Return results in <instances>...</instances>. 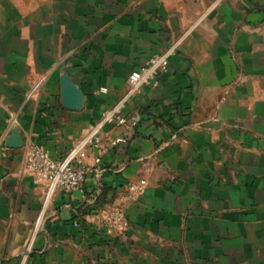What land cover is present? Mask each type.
Segmentation results:
<instances>
[{"label": "crops", "instance_id": "crops-1", "mask_svg": "<svg viewBox=\"0 0 264 264\" xmlns=\"http://www.w3.org/2000/svg\"><path fill=\"white\" fill-rule=\"evenodd\" d=\"M162 53L136 125H102L83 184L44 202L28 148L63 157ZM114 207L128 227L107 235ZM0 264H264V0H0Z\"/></svg>", "mask_w": 264, "mask_h": 264}, {"label": "built area", "instance_id": "built-area-1", "mask_svg": "<svg viewBox=\"0 0 264 264\" xmlns=\"http://www.w3.org/2000/svg\"><path fill=\"white\" fill-rule=\"evenodd\" d=\"M167 68L168 53H162L151 55L142 65L131 70L127 77L128 88L124 96L113 107L102 111L99 123L91 135L70 149L63 157L54 159L46 150L37 145L28 148L24 156V165L32 173L34 183L45 184L44 202L58 189L71 190L79 188L83 184L87 168L74 163L79 149L84 145L98 148L99 138L97 133L102 125H124L129 123L131 126H135L137 119H127L124 113L127 99L136 93L142 85L155 82L158 75L167 71ZM100 90L105 91L104 88ZM125 142V137H117L110 144L115 146ZM94 161L97 163L99 159L96 158ZM144 185V180H140L138 184H129L127 197H136L142 191ZM38 222L39 219L36 221L35 227ZM127 227L128 220L125 211L119 207L105 211L96 226L99 231L107 235L123 233Z\"/></svg>", "mask_w": 264, "mask_h": 264}, {"label": "water", "instance_id": "water-1", "mask_svg": "<svg viewBox=\"0 0 264 264\" xmlns=\"http://www.w3.org/2000/svg\"><path fill=\"white\" fill-rule=\"evenodd\" d=\"M63 103L67 107H71L77 103L80 92L74 88L67 77H61L60 79Z\"/></svg>", "mask_w": 264, "mask_h": 264}]
</instances>
